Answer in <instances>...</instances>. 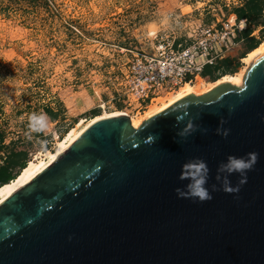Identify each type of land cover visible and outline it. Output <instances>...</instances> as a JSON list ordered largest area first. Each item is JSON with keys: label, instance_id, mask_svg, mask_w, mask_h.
<instances>
[{"label": "water", "instance_id": "95a60500", "mask_svg": "<svg viewBox=\"0 0 264 264\" xmlns=\"http://www.w3.org/2000/svg\"><path fill=\"white\" fill-rule=\"evenodd\" d=\"M244 80L140 129L125 114L90 126L0 205V264H264V56ZM230 157L250 166L229 172ZM201 163L203 200L188 188Z\"/></svg>", "mask_w": 264, "mask_h": 264}, {"label": "rangeland", "instance_id": "374dc122", "mask_svg": "<svg viewBox=\"0 0 264 264\" xmlns=\"http://www.w3.org/2000/svg\"><path fill=\"white\" fill-rule=\"evenodd\" d=\"M241 4L242 0H0V159L24 143L39 148L33 160L43 151H54L56 142L82 120L118 111L135 117L160 105L154 99L137 114L123 102L112 101L126 63L138 53L152 54L162 39L190 42L202 39L209 28L220 30L232 21L240 26L235 9ZM262 27L251 35L260 44ZM244 52L239 44L215 65L221 68ZM240 64L237 72L244 66L242 59ZM226 74L235 73L222 70L202 80L208 85ZM52 117L53 123L47 124Z\"/></svg>", "mask_w": 264, "mask_h": 264}, {"label": "built area", "instance_id": "2783aa9c", "mask_svg": "<svg viewBox=\"0 0 264 264\" xmlns=\"http://www.w3.org/2000/svg\"><path fill=\"white\" fill-rule=\"evenodd\" d=\"M264 16V14H263ZM233 21L220 30L207 29L202 39L159 41L152 54L138 53L126 63L117 82V96L112 101L123 102L139 114L154 99L166 96L181 86L203 79L205 71L221 57L239 45L237 33L246 29ZM241 60V59H240ZM224 70V66L216 72ZM164 92V94H161Z\"/></svg>", "mask_w": 264, "mask_h": 264}, {"label": "bare ground", "instance_id": "6f19581e", "mask_svg": "<svg viewBox=\"0 0 264 264\" xmlns=\"http://www.w3.org/2000/svg\"><path fill=\"white\" fill-rule=\"evenodd\" d=\"M245 27V24L243 28ZM264 56V41L253 51L249 52L242 58L244 66L235 74H226L216 81L205 85L201 78H198L195 84L187 83L181 86L178 90L169 93L165 97L156 98L157 103L148 108V111L140 116L131 117L124 112L118 111L110 114H105L102 117H98L89 122L82 120L77 123L76 127L72 128L66 135L56 142L54 151L47 150L39 153L33 160L28 162L26 168L22 170L21 174L11 183L0 188V205L6 202L9 198L14 196L18 191L26 187L31 183L41 172L48 168L55 161L59 160L67 150L75 143L79 136L87 130L94 123L102 119L116 117L118 115L125 114L131 121L133 129H140L144 126L152 117L160 113L164 108L172 104L174 101L184 96L187 92H191L195 97L206 95L218 86L222 84H230L232 87L242 88L245 82V76L253 66V64L261 57ZM204 87V89H202Z\"/></svg>", "mask_w": 264, "mask_h": 264}, {"label": "trees", "instance_id": "16d2710c", "mask_svg": "<svg viewBox=\"0 0 264 264\" xmlns=\"http://www.w3.org/2000/svg\"><path fill=\"white\" fill-rule=\"evenodd\" d=\"M264 0H242V4L235 9V17L240 21L246 22L248 25L237 37L240 45L245 49L243 56L230 58L226 60L223 72L236 73L240 64V59L245 57L249 52L253 51L260 45V42L251 37L252 33L260 26H264ZM248 38V40H243ZM242 41V42H241ZM236 65L234 70L232 67ZM219 67L217 65L210 66L207 71L210 74H204V79L208 80L216 74ZM54 116V113L51 112ZM54 118L46 121L47 124L53 123ZM3 132L0 131V154L4 150L3 147ZM37 149V150H36ZM29 148V144H16L7 152L4 159H0V188L15 180L32 160L33 155L39 151V148Z\"/></svg>", "mask_w": 264, "mask_h": 264}, {"label": "clouds", "instance_id": "9594fccd", "mask_svg": "<svg viewBox=\"0 0 264 264\" xmlns=\"http://www.w3.org/2000/svg\"><path fill=\"white\" fill-rule=\"evenodd\" d=\"M250 165L243 158L239 157H230L226 168L229 172L232 171H242L248 168ZM188 177H190L191 182L188 185V188L191 194L195 197H199L201 200L208 198V193L203 187L205 184V176L207 169L203 163L197 165H189ZM184 178V177H182Z\"/></svg>", "mask_w": 264, "mask_h": 264}, {"label": "crops", "instance_id": "0c3cea01", "mask_svg": "<svg viewBox=\"0 0 264 264\" xmlns=\"http://www.w3.org/2000/svg\"><path fill=\"white\" fill-rule=\"evenodd\" d=\"M241 22H243L244 24H246V25H248L246 22H244V21H240L239 23H241ZM262 28H264V26L262 27ZM243 40H248V38H243ZM242 42V41H241ZM240 44V43H239Z\"/></svg>", "mask_w": 264, "mask_h": 264}]
</instances>
